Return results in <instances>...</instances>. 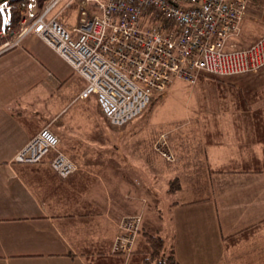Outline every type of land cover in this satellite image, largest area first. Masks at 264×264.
Listing matches in <instances>:
<instances>
[{
  "label": "crops",
  "instance_id": "obj_1",
  "mask_svg": "<svg viewBox=\"0 0 264 264\" xmlns=\"http://www.w3.org/2000/svg\"><path fill=\"white\" fill-rule=\"evenodd\" d=\"M79 18L78 6L59 15L74 36ZM241 25L248 41L263 36L264 0L249 1ZM209 80L217 89L195 111L201 137L185 150L173 142L176 159L163 164L129 156L122 126L94 94L82 95L87 79L36 33L0 54V264H116L118 223L138 213L141 230L164 237L180 264H240L252 248L264 251V143L251 141L264 128V68ZM46 126L78 167L69 178L53 171L54 150L40 163L15 161ZM208 131L222 141L210 144ZM174 177L180 188L171 193ZM161 187L171 194L166 216L157 212Z\"/></svg>",
  "mask_w": 264,
  "mask_h": 264
},
{
  "label": "built area",
  "instance_id": "obj_2",
  "mask_svg": "<svg viewBox=\"0 0 264 264\" xmlns=\"http://www.w3.org/2000/svg\"><path fill=\"white\" fill-rule=\"evenodd\" d=\"M250 0H48L32 19L25 15L18 30H0V54L34 32L87 79L83 96L94 94L104 116L123 126L139 116L177 80L196 84L201 73L217 76L254 74L264 68V35L237 47ZM80 8L72 34L59 19L65 9ZM56 8L58 12L52 13ZM6 21V20H5ZM59 137L41 128L15 156L36 164L54 150L52 169L67 177L77 165L58 148ZM157 150L174 156L164 134ZM142 215L124 216L113 253L127 258L136 248Z\"/></svg>",
  "mask_w": 264,
  "mask_h": 264
},
{
  "label": "rangeland",
  "instance_id": "obj_3",
  "mask_svg": "<svg viewBox=\"0 0 264 264\" xmlns=\"http://www.w3.org/2000/svg\"><path fill=\"white\" fill-rule=\"evenodd\" d=\"M0 6H3V4L0 3ZM59 9L60 8L54 9L52 13L58 12ZM42 10L43 6L36 0H30L26 15L31 17L41 13ZM241 31L242 25L238 37L236 36L231 39L237 47L249 46L251 43L255 42L254 40L248 41L247 38L243 37ZM261 71H263V69L259 72ZM259 72L254 74H258ZM209 79V77H204L202 82L200 81L196 84H188L181 80L175 81L170 86L169 91L163 96H160L161 98L151 110L145 109L139 116L135 117L125 126L120 127V139L123 140L126 138V140H124V147L127 149L129 156H152L159 158L163 164L169 161L172 162L176 159L175 156H177L173 147V142H179L178 145H181L182 149L185 150L186 147L184 144H186V142L189 141V143H191L201 137L200 125L198 126L195 120L197 115L195 111L200 109L201 96H208L212 91L214 92L216 91L215 89H217L215 81H210ZM134 133H136V135L133 136ZM162 134L166 137L170 149L172 150L174 156L173 160L167 159L157 150V141ZM193 144L194 143H192V148H196ZM199 151L200 150L194 153L200 156L199 154L201 152ZM221 152L229 153L230 151L225 150ZM56 174L62 178H69L72 175L64 177L58 173ZM159 185L163 187V185L166 184L163 183L161 179ZM162 192L157 203V212H161L166 216L169 211L166 202L170 200L171 194L168 191L166 192L165 188H162ZM138 214L142 215L143 222V214ZM151 217L152 214H148L147 218L149 223L151 222ZM165 220L166 218L162 222V226L166 225ZM157 231H165V229L159 228ZM141 232L142 230H140V233ZM131 255L128 258L125 255V264L128 263ZM239 260L240 264H264V251L260 252L252 248L249 255L243 253Z\"/></svg>",
  "mask_w": 264,
  "mask_h": 264
},
{
  "label": "trees",
  "instance_id": "obj_4",
  "mask_svg": "<svg viewBox=\"0 0 264 264\" xmlns=\"http://www.w3.org/2000/svg\"><path fill=\"white\" fill-rule=\"evenodd\" d=\"M41 6H45L48 0H36ZM30 0H5L0 6V30H5L8 26L11 27L13 31H16L20 27L21 19L26 15V10L28 8ZM6 20V21H5ZM209 77L212 80L222 79L224 76H217L211 73L203 72L200 74V78ZM161 97L154 98L146 109L151 110ZM253 136L251 141H261L264 143V128L260 130H251ZM255 133V135H254ZM206 140L210 143H219L222 139L217 140V138L211 136V133L206 132ZM232 168L229 167H219L218 170L228 171ZM263 168H260L257 171H261ZM180 188V181L178 177H174L169 180L168 191L171 193L176 192ZM255 227L249 228L245 231H249ZM100 253V254H99ZM101 253L98 257H101ZM117 257L116 264H125V255L122 253H113ZM101 259V258H98ZM95 264V261H93ZM97 262V261H96ZM93 264V263H92ZM127 264H180L173 245L168 246L164 237L160 234H156L150 231H142L139 235L136 248L132 252V255Z\"/></svg>",
  "mask_w": 264,
  "mask_h": 264
},
{
  "label": "water",
  "instance_id": "obj_5",
  "mask_svg": "<svg viewBox=\"0 0 264 264\" xmlns=\"http://www.w3.org/2000/svg\"><path fill=\"white\" fill-rule=\"evenodd\" d=\"M5 0H0V3L4 2Z\"/></svg>",
  "mask_w": 264,
  "mask_h": 264
}]
</instances>
